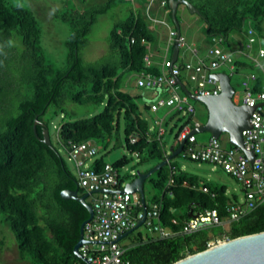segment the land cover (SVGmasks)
Instances as JSON below:
<instances>
[{"label":"trees","instance_id":"1","mask_svg":"<svg viewBox=\"0 0 264 264\" xmlns=\"http://www.w3.org/2000/svg\"><path fill=\"white\" fill-rule=\"evenodd\" d=\"M117 1L107 0L86 14L60 16L69 25L70 35L65 42L67 65L56 69L43 57L39 46L40 28L31 12L20 5H10L8 0H0V49L11 33L20 38V77L30 89V94L18 105L19 113L5 118L0 126V212L17 240L20 258H28L30 264H86L74 255L73 247L88 212L78 201L60 197L63 189L77 190L79 195L82 190L51 142L50 118L43 119L49 108L52 116H61V122L55 127L56 137L67 154L69 143L88 139L101 141L105 150L107 140L122 127L125 150L136 151L140 163L152 160L158 163L165 159L164 143L148 140L149 123L136 104L138 96L122 88L126 74L143 70L158 73L155 66L146 67L143 62L147 52L145 43L152 44L156 40L155 32L149 28L146 10L131 11L126 20L113 25L107 56L84 63L79 55L96 15L105 13ZM185 1L198 9L197 16L205 24V35L219 38L220 45L227 42L232 31L242 29L246 21L254 31L261 30L259 20L264 16V0ZM165 9L166 16L172 21L168 0ZM2 61L0 59V107L7 86L12 85L5 71L1 73L5 70ZM235 65L237 68L247 66L240 61H235ZM65 102L95 107L103 104L104 107L96 115L75 119V115L63 110ZM35 116L38 138L33 132ZM44 129L49 135V146L41 141ZM173 129L176 131L172 149L177 145L175 138L181 126L174 124L169 132ZM132 133H136L139 140L131 145L128 137ZM105 163L104 156H100L94 160L93 168L100 171ZM127 163L125 155L111 164L120 170ZM148 181L160 192L153 197L152 203L161 206V225L176 234L169 238H140L135 245L125 248L124 258L129 264H172L204 250L208 238L206 232L215 229L218 230L212 237L224 235L228 239L264 231V205H259L231 222L227 231L214 226L183 233L189 214L216 209L219 217L225 218L228 205L238 202L237 196L229 195L225 185L202 184L207 188V192H203L197 176L180 170L172 162L151 174ZM145 206L148 209L146 202ZM140 210L142 207H137V211ZM220 230L222 232L218 233Z\"/></svg>","mask_w":264,"mask_h":264},{"label":"built area","instance_id":"2","mask_svg":"<svg viewBox=\"0 0 264 264\" xmlns=\"http://www.w3.org/2000/svg\"><path fill=\"white\" fill-rule=\"evenodd\" d=\"M158 4L160 8H165L167 0H158ZM146 14L150 19V29H154V23L165 24L164 17L157 19L149 15V7ZM255 35L256 31L249 27L246 31V41L242 48L236 51L239 56L248 59L254 68L241 81L240 101V104L253 108L249 117L250 126L241 132L244 149L254 154L252 162L239 147L223 148L213 137H210L206 144L197 146L195 135L189 134L193 128L199 127L200 123L194 119L195 108L177 84V79L194 95H217L220 85L210 74L222 65H227L231 74L237 68L232 51H225L219 44V38H211L218 46L209 47L205 57H199L197 49L187 46L190 59L179 61L178 52V61L172 63L169 53L176 38V31L170 29L164 59L160 64L161 71L156 74L147 70L137 73L136 86L154 92V98L148 105L149 111L155 113L160 108H168L183 118L181 129L175 138L177 144L184 140L181 157L220 167L240 184L243 199L228 205V216L220 218L216 209L195 212L184 222L183 233L206 230L214 226L229 228L231 222L239 220L259 205H264V49L259 46L256 48V54H251L254 43L259 41V37ZM177 43L180 48L185 46L184 37L179 35ZM145 48L147 52L143 56V62L146 67H150L151 45L145 43ZM183 74L193 83L192 89L182 80ZM164 120V117L154 120L148 131V140L162 141L166 133ZM138 140L136 133L128 137V143L131 145ZM69 144L68 159L75 166L77 185L83 194L88 193L93 208L92 219L83 226V238L86 243L82 244L78 251L92 264H129L124 258L125 248L121 247L117 238L143 217V210L137 211L141 202L136 194L121 192L125 183L119 176V170L111 163L106 162L100 171L93 168L94 162L87 164L98 152L93 140ZM130 154L138 155L136 151H131ZM103 189L109 191H101ZM201 190L207 192L204 186ZM160 208L159 203H152L146 208L142 225L157 234L158 238L172 237L176 233L161 225ZM172 222L175 223V220ZM228 240L230 239L224 235L207 238L206 248Z\"/></svg>","mask_w":264,"mask_h":264},{"label":"rangeland","instance_id":"3","mask_svg":"<svg viewBox=\"0 0 264 264\" xmlns=\"http://www.w3.org/2000/svg\"><path fill=\"white\" fill-rule=\"evenodd\" d=\"M106 1L107 0H8V3L10 5H20L31 12L40 28L39 46L45 61L56 69H63L67 65V48L65 42L70 35V28L66 22L61 20L60 16L72 13L86 14L92 9L103 5ZM147 7H149V15L151 17L157 19L161 17L165 18V24L154 23L153 31L156 34V40L150 44L152 49L158 52L152 61V66H155L158 71H161L160 64L164 59L163 56L167 45L168 32L170 29L174 28V24L168 16H162L158 13V0H118L105 13L96 15L89 33L86 35V44L79 51L82 61L84 63H91L107 56L109 53V34L113 25L126 20L131 11H143L146 10ZM176 17L179 21L180 34L184 37L186 43L185 46L180 48L179 61L190 59L191 55L187 46L197 49L199 57H205L209 47L218 46L211 40V38H208L205 35V24L201 18L196 14L189 13L188 9L183 4L178 6ZM259 22L261 30L256 31L255 35L256 37H259V41L256 40L254 43L253 50H251L252 55L256 54V48L259 46L264 49V16L260 18ZM249 26H251L250 23L246 21L242 29L234 30L229 34L228 40L223 47L226 51L228 50V47L231 49L233 53L232 57H237L236 50L241 49L246 41V31ZM0 50L2 51L0 53L2 57H0V59L3 60L1 66L5 69H2L3 71H1V73L5 71L6 78L11 79L10 81L12 84L7 86L6 97H4L1 102L0 126H2L5 118L16 116L19 113L18 105L30 94V89L26 84L21 82L20 77L19 53L22 50L20 38L14 33H11L10 38L7 41H4V45H2ZM244 59L247 64H252L248 59ZM215 72H225L226 74L231 75L230 83L235 92L233 100L240 104L242 92L241 81L250 72V66L247 65L246 67L238 68L237 72L233 71L231 74L228 66L222 65L216 69ZM181 77L182 80L188 84L189 88L192 89L193 83L188 81L184 74L181 75ZM136 79L137 73L132 72L126 74L123 78L122 88L129 94L138 96L136 104L149 125H153L154 120L157 119V117L162 118L163 116H166L165 121L168 120L170 123H175L178 126L177 118H180V115H177L170 109L160 108L155 113L145 109V107H148L149 103L153 100L154 92L151 89L137 87ZM190 102L195 108L194 119L201 125L204 124L207 120L206 107L201 102L195 100H190ZM103 107V104L95 107L91 104L80 105L73 102H65L63 110L66 114L75 115V119H83L98 114L102 111ZM50 110L51 108L47 110L43 119L46 120L50 118L49 133L51 142L58 148L67 169L74 177H76L75 166L73 162L68 159L66 150L58 142L56 137L55 127L61 122V116L60 114L52 116ZM169 130L170 127L168 126L166 133L163 136L167 154L169 153L170 147L174 145L173 135L176 129H173L171 133ZM123 138L121 127L117 134L113 133L107 140L105 150L103 149V143L95 140L94 144L98 152L95 157L87 161V164L90 165L100 156H104L106 162L113 163L126 155L128 163L119 170V176L125 183L134 178V176L131 177L132 174H135L137 171L145 173L154 167L157 162L152 160L140 163L138 157L131 155L125 150ZM195 138L197 146L204 145L209 140L210 134L208 132L195 133ZM218 142L223 148H228V135L226 133L221 134L218 138ZM171 162L180 170L197 176L199 179V186L202 184H208L211 186L225 185L229 195L234 194L237 196L238 200L243 199L240 184L228 176L220 167H213L207 163L190 161L180 156L174 157ZM148 178L143 184L144 198L147 207L151 205L153 197L160 194L157 189L152 187ZM86 201L87 203H91V198L88 196ZM178 212H182V210H178ZM221 229L227 231L228 228L223 229L221 227ZM217 230L218 229H215L214 231ZM222 230L218 233H221ZM213 232L207 231L206 236L212 237L211 235ZM156 236L157 234L152 233L151 230L141 225L133 232L123 237L119 241V244L121 247L130 248L135 245L140 238L146 240L147 237L155 238ZM0 264H30L28 258H20L17 249V240L8 224L3 221V214L1 212Z\"/></svg>","mask_w":264,"mask_h":264},{"label":"water","instance_id":"4","mask_svg":"<svg viewBox=\"0 0 264 264\" xmlns=\"http://www.w3.org/2000/svg\"><path fill=\"white\" fill-rule=\"evenodd\" d=\"M169 8L171 11V19L176 29V38L173 44L171 62H175L178 54L177 38L180 35L179 24L176 19V11L179 4H184L189 13L199 15V11L191 3L185 0H168ZM216 79L220 85V92L217 95L201 96L194 95L188 91V89L177 79V84L181 87L184 93L191 99L204 104L207 109V120L204 124L197 128H193L189 134H195L200 132H208L211 137L219 138L223 133L228 135L229 144L239 147L250 162L253 161L254 154L252 151L244 149L243 137L241 135L242 130L248 128L249 117L253 112V108L244 104H236L233 101L234 89L230 83V77L223 72L213 73L210 75ZM33 122V132L36 134V120ZM46 145H50L49 135L46 129L43 131V137L41 139ZM184 140H182L175 149L170 150L169 154L162 161H159L154 167L145 173L136 172L135 177L125 183L121 192L125 193H138L140 202L142 204L143 217L137 221V223L129 230L120 234L117 241L127 236L135 229H137L144 221L145 217V200L143 184L145 180L150 177L151 174L156 172L159 168L167 165L174 157H176L182 150ZM101 191H109L103 189ZM88 193L78 195L77 190L63 189L60 191V197L62 199H72L82 204L88 212V218L83 221L79 228V238L73 247V253L76 257L83 260L86 264H92L86 258H84L78 251L79 247L86 243L83 238V226L91 220L93 217L92 205L86 202ZM193 215L189 214V217ZM172 264H264V231L240 236L234 239H230L224 243L217 244L211 248L204 249L200 252L188 255Z\"/></svg>","mask_w":264,"mask_h":264},{"label":"clouds","instance_id":"5","mask_svg":"<svg viewBox=\"0 0 264 264\" xmlns=\"http://www.w3.org/2000/svg\"><path fill=\"white\" fill-rule=\"evenodd\" d=\"M169 3V2H168ZM165 8H164V10H162V11H164V14L166 15V13H165ZM159 14H161V13H159ZM164 14H161L162 16H164ZM165 19V18H164ZM174 29V28H173ZM153 30V29H152ZM175 31H176V29H174ZM181 35V34H180ZM175 42V41H174ZM174 42L172 43V49H173V44H174ZM221 47H222V45H220ZM172 49H171V53H170V55L172 54ZM178 52H180V47H178ZM177 56H178V54H177ZM178 59H179V57H178ZM176 60H177V57H176ZM175 60V61H176ZM243 63V62H242ZM245 64L246 65H250L251 66V68H250V71H252V70H254V68H253V66L251 65V64H247L246 62H245ZM236 69H238V68H236ZM159 72V71H158ZM213 73H218V72H213ZM213 73H211V74H213ZM223 73H225V72H223ZM210 74V75H211ZM228 75V74H227ZM229 77H231V75H228ZM213 78V77H212ZM180 81V80H179ZM181 82V81H180ZM183 84V83H182ZM184 85V84H183ZM185 86V85H184ZM186 87V86H185ZM181 88V87H180ZM187 88V87H186ZM183 91V90H182ZM184 92V91H183ZM235 93V92H234ZM233 97H234V94H233ZM153 98H154V93H153ZM191 100V99H190ZM234 101V100H233ZM235 102V101H234ZM236 103V102H235ZM236 104H238V103H236ZM147 109H148V107H147ZM177 114V113H176ZM178 115V114H177ZM179 119V118H178ZM180 119H181V121H177L178 123H179V125L178 126H181V123H182V121H183V118L180 116ZM165 121V120H164ZM150 126L151 125H149V128H150ZM164 126H165V128L167 129V127H166V124L164 123ZM200 126H201V124H200ZM195 135V134H194ZM211 137V136H210ZM214 138V137H213ZM217 140H218V138H216ZM161 142H163L164 143V140L162 139V141ZM175 143V142H174ZM180 143V142H179ZM178 143V144H179ZM177 144V143H176ZM177 144V145H178ZM165 145V144H164ZM177 145H176V147H177ZM232 146V145H231ZM175 147V148H176ZM174 148V149H175ZM170 150H173L171 147H170V149H169V151ZM130 153V152H129ZM181 153V152H180ZM180 153L177 155V156H180L181 157V155H180ZM138 154V153H137ZM169 154V153H168ZM167 154V151L165 152V158H166V156L168 155ZM132 155V154H131ZM136 157H138V155L136 156ZM189 160V159H188ZM190 161H192V160H190ZM171 162V161H170ZM169 162V163H170ZM194 162H196V161H194ZM199 163V162H198ZM214 167V166H213ZM135 177V174H132V176L131 177ZM129 181H131V180H128L127 182H129ZM127 182H125V183H127ZM171 182V181H170ZM203 185H201V186H199V188L201 189V187H202ZM124 187V186H123ZM123 189V188H122ZM121 189V190H122ZM83 194V193H82ZM86 194V193H85ZM130 194V193H129ZM133 194H136L137 196H138V198H139V195H138V193H133ZM79 195V194H78ZM89 196V195H88ZM87 196V197H88ZM145 200V199H144ZM139 201H140V199H139ZM87 202V201H86ZM89 204H91V203H89ZM152 204V203H151ZM141 207H142V204H141ZM145 208H146V206H145ZM194 215V214H193ZM192 217V216H191ZM190 218V217H189ZM142 225V224H141ZM155 238H158V237H155ZM208 238H211V237H208ZM205 249H207V248H205Z\"/></svg>","mask_w":264,"mask_h":264},{"label":"crops","instance_id":"6","mask_svg":"<svg viewBox=\"0 0 264 264\" xmlns=\"http://www.w3.org/2000/svg\"><path fill=\"white\" fill-rule=\"evenodd\" d=\"M162 10H164V8H160L159 7V9H158V13H161V14H164V11H162ZM157 11V10H156ZM165 15V14H164ZM212 40V39H211ZM228 46H230V45H228ZM166 47H167V45H166ZM222 48L224 49V47H223V45H222ZM228 50H230L231 51V49L228 47ZM238 50V49H237ZM236 50V51H237ZM240 50V49H239ZM226 51V50H225ZM235 52V51H234ZM151 53H152V61L154 60V57L156 56V54L158 53L157 51H155V50H153L152 49V46H151ZM204 57V56H203ZM235 59V61H240V62H243V63H245V59L242 57V55H238L237 54V57H235L234 58ZM164 118L166 117V116H163ZM177 121H178V118H177ZM165 124H167L166 125V127L168 128V126L169 127H174V124L175 123H170L168 120L167 121H165ZM179 124V123H178ZM174 136V135H173Z\"/></svg>","mask_w":264,"mask_h":264}]
</instances>
